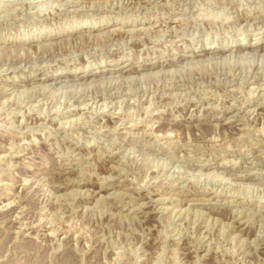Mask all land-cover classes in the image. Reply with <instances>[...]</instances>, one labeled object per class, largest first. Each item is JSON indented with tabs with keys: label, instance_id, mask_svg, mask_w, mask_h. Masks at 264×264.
Listing matches in <instances>:
<instances>
[{
	"label": "rangeland",
	"instance_id": "rangeland-1",
	"mask_svg": "<svg viewBox=\"0 0 264 264\" xmlns=\"http://www.w3.org/2000/svg\"><path fill=\"white\" fill-rule=\"evenodd\" d=\"M260 47L264 0H0V264H264Z\"/></svg>",
	"mask_w": 264,
	"mask_h": 264
},
{
	"label": "bare ground",
	"instance_id": "bare-ground-1",
	"mask_svg": "<svg viewBox=\"0 0 264 264\" xmlns=\"http://www.w3.org/2000/svg\"><path fill=\"white\" fill-rule=\"evenodd\" d=\"M193 1V0H192ZM226 6V5H225ZM258 8V7H257ZM227 12V11H226ZM52 13V12H51ZM205 15V14H204ZM227 18V17H226ZM102 28H104L103 26H101V25H99L98 27H97V25H94L93 27H92V29H91V31H94V30H96V31H98V30H100V29H102ZM107 27H106V24H105V29H106ZM117 31V30H116ZM68 32V31H67ZM131 32V31H130ZM71 33V32H70ZM110 33H112V32H110ZM127 33V32H126ZM108 34V33H107ZM107 34H105V38H107L108 39V35ZM106 35H107V37H106ZM102 36V35H101ZM111 36V35H110ZM117 36V35H116ZM43 38V37H42ZM88 41V40H87ZM99 42V41H98ZM67 45V44H66ZM106 45V44H105ZM93 48H95V47H93ZM66 49V48H65ZM252 51V53L253 52H258V50H259V48H258V46H252V47H249L247 50H243L242 48H236V49H225V50H220V51H218V52H216V53H209V52H206V53H204L203 55H200L199 54V56L198 57H201V58H203V57H208V58H210L211 56H215V57H223V56H226L227 54L229 55H235V54H240V53H242V52H244V51ZM260 50L261 51H263L264 52V47H260ZM47 54V53H46ZM4 55H6V54H4ZM227 55V56H228ZM237 56V55H236ZM214 57V58H215ZM235 57V56H234ZM50 58V57H49ZM208 58H206V59H208ZM200 59V58H199ZM222 59V58H221ZM227 59V58H226ZM211 60H212V58H211ZM215 60H218L217 58H215ZM222 60H224V59H222ZM230 61V60H229ZM241 61V60H240ZM182 62V59H178L177 60V63H181ZM262 62V61H261ZM221 63V62H220ZM219 64V63H218ZM174 66H176V64H173V62L172 61H164V62H160V63H156V64H147V65H144V66H140V67H138V68H136V67H129V65L127 66V67H129V68H126L125 66L123 67H121V68H119V67H117V68H115V69H113V68H110V69H107V70H105V71H99V72H97L96 74H98L100 77H102L101 79L102 80H104L105 79V81H104V83L106 82H109L111 79H112V77H113V75H116L117 74V76H114L115 78L116 77H118V75L119 76H123V77H125V78H129V77H131V75H136V74H138L137 76H135V77H138L139 76V74H140V72L141 71H143V70H145L146 68H147V70H161V73L164 71L163 69H167V68H171V67H174ZM145 68V69H144ZM176 69V68H175ZM163 70V71H162ZM166 71V70H165ZM149 72V71H148ZM156 72V71H155ZM176 72V71H175ZM151 73H153V72H151ZM96 74H93V73H88L87 75H81L80 77H78L77 79H74L75 81H85V80H88L89 78H92L93 76H95ZM159 74V73H158ZM164 74V73H163ZM155 75V74H154ZM109 76H112L111 77V79L110 78H107V77H109ZM140 76H142V74L140 75ZM123 77H121L120 79H118V80H122V81H124L123 80ZM254 77V76H253ZM74 78V77H73ZM132 78V77H131ZM131 78H129L130 80H132ZM139 78V77H138ZM160 78V77H159ZM68 79H69V81H71V79L72 78H69L68 77ZM99 79V78H98ZM97 79V80H98ZM110 79V80H109ZM126 79V81H129V80H127ZM96 80V81H97ZM107 80V81H106ZM114 79H112V81H113ZM117 80V79H116ZM117 80V81H118ZM136 80H138V79H136ZM51 81H55V82H57L56 84H58V83H63V82H65V80L63 79V78H60L59 79V77L57 78V79H52ZM89 81V80H88ZM50 82V81H49ZM52 82V83H53ZM54 82V83H55ZM79 82H78V84H79ZM92 82V81H91ZM94 82H95V80H94ZM98 82H100V79H99V81ZM116 82V81H115ZM137 82V81H136ZM76 83V82H75ZM83 83V82H82ZM100 83H102V82H100ZM120 83H121V81H120ZM123 83V82H122ZM45 84V83H44ZM49 84H51V83H49ZM48 84V85H49ZM77 84V83H76ZM77 84V85H78ZM115 84V83H114ZM177 84V83H176ZM41 85V84H40ZM39 85V86H40ZM48 85H45V86H48ZM81 85V84H80ZM85 86H86V84H84ZM89 85V84H88ZM91 85V84H90ZM106 85H108V84H106ZM128 85V84H127ZM44 86V87H45ZM118 86V85H117ZM65 87V86H64ZM93 87V86H92ZM127 87V86H126ZM30 88V87H29ZM48 88V87H47ZM78 88V87H77ZM101 88V87H100ZM63 89V88H62ZM102 89V88H101ZM234 89V88H233ZM32 90V89H31ZM114 90V89H113ZM119 90V89H118ZM102 91V90H101ZM118 92V91H117ZM116 92V93H117ZM110 93V92H109ZM112 93V92H111ZM115 94V92H113L112 93V95H114ZM118 94H119V92H118ZM75 97V96H74ZM93 98H95V97H93ZM69 103V102H68ZM70 135V134H69ZM74 135V134H73ZM84 137V136H83ZM198 145H200V144H198ZM12 156V155H11ZM69 261V260H68ZM70 264H71V262H70Z\"/></svg>",
	"mask_w": 264,
	"mask_h": 264
}]
</instances>
